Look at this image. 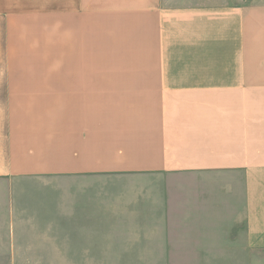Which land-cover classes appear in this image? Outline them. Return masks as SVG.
Segmentation results:
<instances>
[{
  "label": "crops",
  "instance_id": "obj_1",
  "mask_svg": "<svg viewBox=\"0 0 264 264\" xmlns=\"http://www.w3.org/2000/svg\"><path fill=\"white\" fill-rule=\"evenodd\" d=\"M57 5L0 70V262L264 264V0Z\"/></svg>",
  "mask_w": 264,
  "mask_h": 264
},
{
  "label": "rangeland",
  "instance_id": "obj_2",
  "mask_svg": "<svg viewBox=\"0 0 264 264\" xmlns=\"http://www.w3.org/2000/svg\"><path fill=\"white\" fill-rule=\"evenodd\" d=\"M57 6V0H0V70L4 69L6 61L10 60L14 55L17 56L14 49L20 47L21 40L27 39L25 32H28V28L26 29L28 24L34 23L36 20H51L54 22L57 19V12L38 11L57 8ZM29 30L32 36H36L35 28H29ZM56 30L58 31V29ZM53 31L51 34H53ZM21 33H25L24 36H20ZM103 41L106 42L102 43V46L108 44L107 40ZM58 42L59 39L52 40L54 46ZM110 50L102 49L105 53H109ZM116 59L115 57L103 58L106 61L103 63H108L110 60L112 62ZM0 264L3 263L0 262Z\"/></svg>",
  "mask_w": 264,
  "mask_h": 264
}]
</instances>
